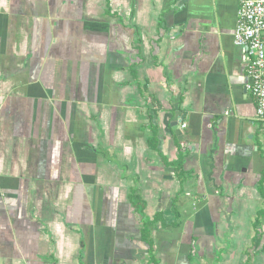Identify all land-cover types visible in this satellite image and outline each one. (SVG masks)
I'll return each mask as SVG.
<instances>
[{"label":"crops","instance_id":"obj_1","mask_svg":"<svg viewBox=\"0 0 264 264\" xmlns=\"http://www.w3.org/2000/svg\"><path fill=\"white\" fill-rule=\"evenodd\" d=\"M239 6L0 0V264H152L133 194L159 264L264 257Z\"/></svg>","mask_w":264,"mask_h":264},{"label":"built area","instance_id":"obj_2","mask_svg":"<svg viewBox=\"0 0 264 264\" xmlns=\"http://www.w3.org/2000/svg\"><path fill=\"white\" fill-rule=\"evenodd\" d=\"M234 42L243 49L247 89L257 101V116L264 119V0H240Z\"/></svg>","mask_w":264,"mask_h":264},{"label":"trees","instance_id":"obj_3","mask_svg":"<svg viewBox=\"0 0 264 264\" xmlns=\"http://www.w3.org/2000/svg\"><path fill=\"white\" fill-rule=\"evenodd\" d=\"M131 201L132 203L139 207L140 211H141V214L143 216V219H144V226L143 228H141L140 230V237L142 238V240L148 245V250L146 253L149 254L150 256V262L152 264H159V261L158 259L156 258V252H155V248H154V244H153V241L151 240V236H150V226H152V224L154 222H151L150 220L146 219V216L142 213V199L138 196H135L134 194L132 195L131 197ZM142 253H145V252H142ZM140 252V254H142Z\"/></svg>","mask_w":264,"mask_h":264},{"label":"rangeland","instance_id":"obj_4","mask_svg":"<svg viewBox=\"0 0 264 264\" xmlns=\"http://www.w3.org/2000/svg\"><path fill=\"white\" fill-rule=\"evenodd\" d=\"M199 252H196V254H198ZM207 256L210 258L209 260H213L216 256V252H215V249H213V254L209 255V253L207 254ZM244 258V257H243ZM262 259L264 261V257L263 256H259L257 258H255L256 260V263L257 264H264V262H262ZM242 264H243V261H242Z\"/></svg>","mask_w":264,"mask_h":264},{"label":"water","instance_id":"obj_5","mask_svg":"<svg viewBox=\"0 0 264 264\" xmlns=\"http://www.w3.org/2000/svg\"><path fill=\"white\" fill-rule=\"evenodd\" d=\"M182 121V120H181Z\"/></svg>","mask_w":264,"mask_h":264}]
</instances>
